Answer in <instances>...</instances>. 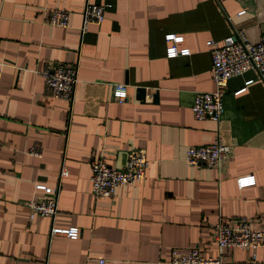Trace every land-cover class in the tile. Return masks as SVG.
Here are the masks:
<instances>
[{"label": "crops", "instance_id": "1", "mask_svg": "<svg viewBox=\"0 0 264 264\" xmlns=\"http://www.w3.org/2000/svg\"><path fill=\"white\" fill-rule=\"evenodd\" d=\"M87 3L111 8L81 35ZM52 10L69 12L66 29L42 24ZM238 32L253 43L264 36V0H0V264H168L172 248L216 256L210 225L220 217L264 229V81L231 79L219 125L191 112L196 93L215 90L206 43L224 46ZM166 34L190 55L167 59ZM58 65L77 67L72 103L46 89L42 72ZM114 84L126 85L125 102ZM217 135L230 148L220 168L188 166L187 149ZM129 150L150 161L143 183L94 199L89 162L102 153L120 170ZM62 169L56 215L31 217L27 202L43 195L35 185L56 186ZM247 175L255 183L239 188ZM227 256L264 264V246L254 259L241 248Z\"/></svg>", "mask_w": 264, "mask_h": 264}, {"label": "built area", "instance_id": "2", "mask_svg": "<svg viewBox=\"0 0 264 264\" xmlns=\"http://www.w3.org/2000/svg\"><path fill=\"white\" fill-rule=\"evenodd\" d=\"M110 8V4L87 3L82 12L81 35L86 33L89 25L99 26ZM68 22L69 12L65 10H52L42 18V24L60 29H66ZM164 40L168 43L165 49L167 59L190 55L189 49L178 48V44L183 40L182 37L166 34ZM206 45L210 47V75L215 90L196 93L191 112L197 121L209 120L219 125L224 110L223 89L231 79L243 76L248 72H254L261 81H264V36H260L258 41L253 43L242 32H238L234 39L224 46L218 47L212 40L208 41ZM42 77L46 89L54 99L72 103L78 84L76 66L70 68L54 66L44 70ZM253 82V79L247 80L244 87L236 91L234 95L237 96L244 92ZM126 89L124 84H114L112 96L123 103L126 101ZM29 152L33 156H41L36 147L31 148ZM229 153L230 148L217 135L208 145L188 148L184 160L190 167L204 166L209 169H219ZM149 165L150 161L146 158L143 150H129L126 164L120 170L110 168L104 155L99 153L95 159L89 162L92 197L96 200L112 198L116 189L120 187L143 183ZM66 175L67 170H60L57 185L54 187L35 185L36 189L43 191V195L27 202L31 217L54 218L58 210L60 183ZM236 182L239 188H243L254 184L255 177L253 175L240 176ZM210 228L217 247L216 256H204L201 247L197 245L187 249L172 248L168 264H229L228 250L234 248L251 250L252 259H254L256 249L264 246V229H254L251 221L246 217L230 219L220 217L216 223L210 225ZM50 234H61L75 239L78 237L79 231L76 227H51ZM99 263L102 264L103 259H99Z\"/></svg>", "mask_w": 264, "mask_h": 264}, {"label": "water", "instance_id": "3", "mask_svg": "<svg viewBox=\"0 0 264 264\" xmlns=\"http://www.w3.org/2000/svg\"><path fill=\"white\" fill-rule=\"evenodd\" d=\"M136 92H137V98L139 99V100H144V98H145V93H146V91H145V89L144 88H137L136 89ZM154 101L156 102L157 101V95H155L154 96Z\"/></svg>", "mask_w": 264, "mask_h": 264}]
</instances>
